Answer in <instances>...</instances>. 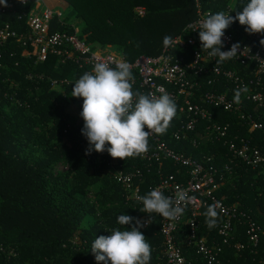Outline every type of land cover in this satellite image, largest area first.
Wrapping results in <instances>:
<instances>
[{
	"label": "trees",
	"instance_id": "trees-1",
	"mask_svg": "<svg viewBox=\"0 0 264 264\" xmlns=\"http://www.w3.org/2000/svg\"><path fill=\"white\" fill-rule=\"evenodd\" d=\"M67 9L55 17L50 32L71 33L80 27L79 37L93 51L111 47L128 62L141 55L156 56L164 47V37L181 34L196 17L195 0H62ZM249 0H200L203 10L227 13L233 17ZM0 14V26L8 23L17 34L27 32L21 16L33 9L35 1L22 6L19 0ZM8 7V6H7ZM6 7V8H7ZM136 8L144 10L139 16ZM238 21L229 26L242 30ZM240 34V33H239ZM29 46L11 39L0 45V264H97L91 244L99 236H108L119 215L140 221L145 213L127 202L122 186L111 175L112 165L124 173L133 168L143 170L141 157L113 159L105 151L85 155L88 142L82 135L84 121L75 124L82 111L83 99L71 96L73 81L83 71L70 61L61 63L49 55L45 62L34 63L24 56ZM231 69V63L224 66ZM67 80L68 84L53 88L52 81ZM224 89L219 88L222 92ZM234 96V92H233ZM249 102L248 112L253 114ZM213 122L229 125L227 139L235 135L253 137L264 152L261 132L248 133V126L237 113L212 109ZM264 121V117L261 116ZM149 150L152 143L148 140ZM109 147V145H106ZM170 147L192 155L195 159L214 155V165L224 180L216 193L227 206H235L260 228L254 247L245 234L247 218L234 222L233 244L244 248L237 252L222 245L217 224L209 229L205 216L199 220L198 235L207 236L209 245L222 246L221 264H264V166L251 170L239 159L232 158L223 142L192 148L170 143ZM59 165L66 171L57 172ZM227 165L229 171L224 169ZM178 168L168 164L163 175H175ZM145 174V172H144ZM141 193L146 195L158 182L157 170L145 174ZM206 209L203 211V213ZM133 225H125L130 230ZM160 221L153 217L148 227L140 229L151 245L150 264H164ZM185 223L180 230L185 235ZM109 230V231H106ZM78 242H73L74 236ZM186 264H205L195 249L183 247Z\"/></svg>",
	"mask_w": 264,
	"mask_h": 264
},
{
	"label": "built area",
	"instance_id": "built-area-1",
	"mask_svg": "<svg viewBox=\"0 0 264 264\" xmlns=\"http://www.w3.org/2000/svg\"><path fill=\"white\" fill-rule=\"evenodd\" d=\"M31 1H35L33 9L21 15L25 19L27 32L17 34L5 23L0 26V45L14 39L23 46L30 47L23 55L31 56L35 64L43 63L49 55H53L59 57L61 63L73 62L83 73L91 71L97 62H109L114 67V61H126L111 47H108L107 51L91 50L79 37L77 28L71 33H51V22L55 17L60 19L61 13L46 7L43 0L19 3L25 6ZM11 7L10 3L7 8L0 6V14L6 13ZM195 8V19L181 34L172 38L171 46L164 45L156 56L141 55L132 62L126 61L132 66L135 77L133 91L145 94L151 92L157 96L167 93L174 99L177 113L165 134H153L149 137L152 147L141 156L146 161L143 170L133 168L124 173L121 166L116 169L115 164H111V175L124 189L126 201L137 206L142 205L137 199V196H143L140 185L146 181L145 174L150 175L152 169L157 170L159 179L149 190L159 188L169 197H174L177 190H186L190 197H194L184 213L175 221L152 214L150 223L153 217L160 221L159 233L163 239L164 264H186L183 247L194 248L205 264H221L222 246L214 241L209 245L207 236L198 235L199 220L203 211L213 203H219L221 206L217 208L218 217L221 219L217 235L221 238L222 245L234 248L237 252L241 251L244 245L232 243L234 222L239 218H247L245 214L238 212L235 206H227L222 198L216 196L224 178L214 165V155L195 159L192 155L188 156L182 151L172 149L171 142L192 148L223 142L231 157L239 159L251 170L264 166V152L255 143L256 140L253 137L243 138L238 135L228 140L229 125L213 122L211 112L216 108L237 113L239 119L247 124L248 133L261 132L260 139L264 143V121L261 119V116L264 117V46L260 44L264 33L249 35L245 26L241 27V31H225L222 51H228L233 44L238 43V55L237 58L216 64L218 57H211L207 51L202 50L199 34L195 32L199 28L197 22L211 11L203 10L200 0H195ZM231 10L232 7L228 8L227 14ZM135 11L139 16L144 14L142 8H136ZM229 63L233 67L225 68ZM77 80L72 82L73 85ZM68 83L67 80L52 81L51 86L57 88ZM244 86L247 87V92H242L239 103H236L233 92ZM220 87L224 89L222 92L219 91ZM249 102L254 104L253 114L247 110ZM168 164L178 168L175 175H163V170ZM224 169L229 171L227 165ZM148 219L146 213L141 218L142 222ZM246 221L245 234L248 243L255 247L261 230L250 219L247 218ZM183 223L188 228L185 235L180 230Z\"/></svg>",
	"mask_w": 264,
	"mask_h": 264
},
{
	"label": "clouds",
	"instance_id": "clouds-1",
	"mask_svg": "<svg viewBox=\"0 0 264 264\" xmlns=\"http://www.w3.org/2000/svg\"><path fill=\"white\" fill-rule=\"evenodd\" d=\"M0 6L7 7V0H0ZM236 21L245 26L249 35L264 33V0H249L235 17L225 12L209 13L197 22L199 28L195 32L199 34L202 50L211 57H218L216 64L237 58L238 43L222 51L225 31ZM163 42L165 46L173 43L170 36H165ZM260 44L264 46V39ZM114 64L113 67L109 62L95 63L91 71L79 77L71 91L72 97L83 99L80 117L84 121L82 135L88 142L85 155L107 151L113 159L141 157L149 150L151 135L166 133L177 113V105L167 93L157 96L133 91L132 66L123 60ZM242 92H247L246 86L234 90L236 103ZM137 199L143 204L140 212L146 213L149 219L142 222L129 215H119L117 223L124 230H106L111 234L99 236L91 244L97 264H150L151 245L140 229L150 224L153 213L168 221L177 220L194 197L186 190H177L174 197H169L155 188ZM219 207V203H213L203 213L209 229L217 224ZM125 225L133 226L128 230Z\"/></svg>",
	"mask_w": 264,
	"mask_h": 264
},
{
	"label": "crops",
	"instance_id": "crops-1",
	"mask_svg": "<svg viewBox=\"0 0 264 264\" xmlns=\"http://www.w3.org/2000/svg\"><path fill=\"white\" fill-rule=\"evenodd\" d=\"M44 4L46 7H48L49 9L58 12V11H63L65 12L67 9V5L65 2H63L62 0H43ZM61 9V10H58Z\"/></svg>",
	"mask_w": 264,
	"mask_h": 264
},
{
	"label": "rangeland",
	"instance_id": "rangeland-1",
	"mask_svg": "<svg viewBox=\"0 0 264 264\" xmlns=\"http://www.w3.org/2000/svg\"><path fill=\"white\" fill-rule=\"evenodd\" d=\"M58 10H61V9H58ZM58 12H60L61 14L63 13V11H62V12H61V11H58ZM64 14H65V12L63 13V16H64ZM77 29H78L79 32H80V27H79V26H78ZM80 121H81V117L78 116V117L76 118L75 124L78 125ZM56 171H57V172H64V171H66V167L63 166V165H59V166H57ZM73 242H74V243H77V242H78V237H77L76 235L73 237Z\"/></svg>",
	"mask_w": 264,
	"mask_h": 264
}]
</instances>
